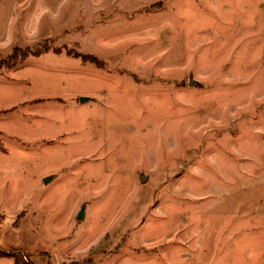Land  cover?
Returning <instances> with one entry per match:
<instances>
[{
    "label": "rangeland",
    "instance_id": "obj_1",
    "mask_svg": "<svg viewBox=\"0 0 264 264\" xmlns=\"http://www.w3.org/2000/svg\"><path fill=\"white\" fill-rule=\"evenodd\" d=\"M0 249L264 264V0H0Z\"/></svg>",
    "mask_w": 264,
    "mask_h": 264
},
{
    "label": "trees",
    "instance_id": "obj_2",
    "mask_svg": "<svg viewBox=\"0 0 264 264\" xmlns=\"http://www.w3.org/2000/svg\"><path fill=\"white\" fill-rule=\"evenodd\" d=\"M0 258H13L17 262H20L22 264H34L30 256L27 255L23 256L22 254H18V255L9 254L8 252L2 251L1 249H0Z\"/></svg>",
    "mask_w": 264,
    "mask_h": 264
},
{
    "label": "water",
    "instance_id": "obj_3",
    "mask_svg": "<svg viewBox=\"0 0 264 264\" xmlns=\"http://www.w3.org/2000/svg\"><path fill=\"white\" fill-rule=\"evenodd\" d=\"M84 101H85V98H82V102H84ZM46 182H47V179H46ZM83 216H84L83 212H80L78 218L81 220V219H83Z\"/></svg>",
    "mask_w": 264,
    "mask_h": 264
}]
</instances>
